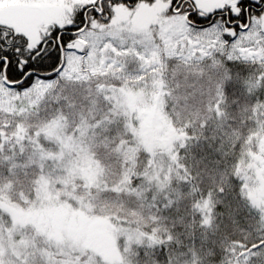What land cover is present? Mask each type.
Here are the masks:
<instances>
[{
	"label": "snow or ice",
	"instance_id": "6c2138e0",
	"mask_svg": "<svg viewBox=\"0 0 264 264\" xmlns=\"http://www.w3.org/2000/svg\"><path fill=\"white\" fill-rule=\"evenodd\" d=\"M0 264H264V0H0Z\"/></svg>",
	"mask_w": 264,
	"mask_h": 264
}]
</instances>
